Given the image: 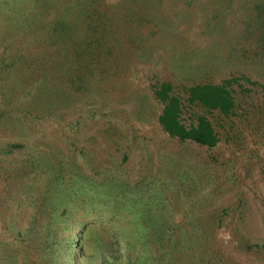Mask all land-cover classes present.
I'll list each match as a JSON object with an SVG mask.
<instances>
[{
	"label": "rangeland",
	"instance_id": "374dc122",
	"mask_svg": "<svg viewBox=\"0 0 264 264\" xmlns=\"http://www.w3.org/2000/svg\"><path fill=\"white\" fill-rule=\"evenodd\" d=\"M75 2L0 0V70L6 63V71L13 69L20 81L19 93L0 83V116L16 119L0 124V146L11 140L26 143L8 154L0 151V166L18 173L8 179L0 173V264L11 261L7 253L22 264L39 263L25 257L33 249L23 245L39 246L43 233L25 238L31 214L39 223L44 219L32 205L41 188L31 180L37 168L22 169L34 152L47 153L48 160L66 171L74 167L87 179L113 178L117 187L136 190V196L155 194L156 205L170 208L175 218L186 212L191 227L201 232L189 245V264H264V90L246 82L250 89L238 92L234 113H208L219 135L209 147L163 130L158 122L162 104L152 86L155 80H171L183 94L182 84L231 74L264 81V57L253 53L255 44L246 40V23L264 0H97L91 15L106 21L113 50L105 66L71 81L69 58L84 51L83 30L71 26L61 35L66 42L44 43L31 38L24 25H10L19 15L30 23L37 17L39 23L63 11L70 24L84 28L87 20L72 13ZM16 47L28 63L44 60L34 67L8 65ZM193 110L202 108L185 109V122ZM11 179L33 183L31 205L16 207L14 191L7 195ZM90 214L108 218L111 211L97 207ZM129 215L127 209L117 212L121 218ZM60 225L55 223L53 233L66 231ZM92 238L89 246L96 245Z\"/></svg>",
	"mask_w": 264,
	"mask_h": 264
},
{
	"label": "trees",
	"instance_id": "16d2710c",
	"mask_svg": "<svg viewBox=\"0 0 264 264\" xmlns=\"http://www.w3.org/2000/svg\"><path fill=\"white\" fill-rule=\"evenodd\" d=\"M74 1L76 2L72 13L74 15L80 13L79 15L82 14L84 21L87 20L85 29L82 26L77 27L75 24H70L66 19V12L63 13V11L60 15H56L57 17L54 16L50 20L39 22L40 26L36 24L38 23L37 17H34L30 23V20L24 19L21 15L17 16L15 22L10 26L17 28L24 25L25 29L28 28L29 33L27 34H30L31 38L44 43L46 39H49L50 43L62 42L64 40L61 37L62 33L69 30L71 26L75 31L82 32L83 30L86 47L78 54L79 57L75 56L76 59L69 56L70 65L67 70L72 76L71 81L76 78L82 81L86 79V74L93 67L97 66L98 68L106 65L113 47L106 39L107 30L105 31V29L108 27L106 21L100 19V15H98L99 20L94 19L91 15L92 8L96 5L93 3L97 0ZM80 2L84 3L86 7ZM256 5L255 15L251 16L246 23V40L255 44L256 48L253 49V53L258 54L259 58H263L264 2ZM103 16L107 15L103 14ZM107 18L111 17L107 16ZM21 29L23 30V28ZM41 32L43 33L37 34ZM92 32H96L95 36ZM24 36L26 40L29 38L28 35ZM26 43L28 46L32 45L31 43L29 45V42ZM59 44L61 46V43ZM48 45L46 44V46ZM59 46H55V50L59 49ZM246 48L243 46L245 51ZM16 49V54L12 55V58L7 62L8 65L20 66L27 63L28 66L34 67L44 60L40 57L39 59L35 58L34 63L32 60L28 63L25 52L20 48ZM5 64L1 66L0 83L3 87H7L8 91L15 89L17 93L19 90L16 87L20 83L18 73L13 72V69L6 71L7 65L5 66ZM44 72L40 73L36 82L43 79ZM52 80L56 81L55 78ZM246 82L264 90V81L251 79L243 73L231 74L219 81L182 84L183 94L174 87L171 80H155L152 83L154 96L162 104L158 122L169 135L181 141L189 139L201 145L213 146L219 140V135L208 113L214 110H218L224 115L234 113L237 104L236 95L238 92L250 89L245 84ZM193 105L201 107L202 111L193 110L190 113L191 120L185 122L182 113ZM14 120H16L14 116H0V124L10 125ZM25 145V142L11 140L1 145L0 151L8 154ZM33 155L34 158L29 157L30 159L22 166V169L24 173H28L31 166L37 168L36 176L34 180H31L41 187L38 190L39 201L32 204L33 202L30 200L32 198L29 196L32 195L30 190L32 182L22 184L23 182L16 181L17 179L14 181L11 179L8 180L10 188L7 189V195H11V191H14L10 197L16 201V207L27 202L41 210L40 213L37 212L38 216L41 213L44 214V219L41 216V223L36 218L35 212L29 218L30 223L27 226L25 238L34 233L37 237L36 233L40 234L41 231L43 233H41L42 240L39 246L31 247L29 242L23 244L25 247L33 249V255H25L26 258L30 257L31 261L39 262L38 264H189V245L192 247L194 238L201 232L197 231L196 227H191L193 223L189 222L186 212H182L179 218H175V215L169 212L170 208L156 205L158 202L153 201L155 194L145 197L136 196L134 194L136 190L124 184L117 187V184L112 182L113 178L102 181L87 179L82 171L75 170L74 167H69L66 171L63 165H58V161L48 160L47 153L34 152ZM0 173H4L5 179L18 174L16 170L12 173L10 168L1 166ZM43 182L44 186H42ZM141 205L145 210L139 208ZM90 206L91 208H89ZM97 207L109 209L111 215L108 218H99L97 215L90 214V211ZM123 209L129 210V217L117 216V212ZM56 222H61L63 225L60 227L66 229L61 235L52 231ZM12 228L17 231V234L22 235L15 225ZM87 236L93 237L96 245L89 246L90 242ZM90 250L93 252H89ZM6 256L8 260H11L8 262L9 264H22V261L20 263L18 259L16 261L12 254L7 253ZM38 259L39 261H37Z\"/></svg>",
	"mask_w": 264,
	"mask_h": 264
}]
</instances>
